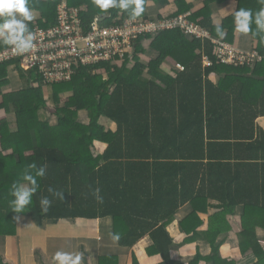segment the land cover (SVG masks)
Segmentation results:
<instances>
[{"label":"trees","instance_id":"1","mask_svg":"<svg viewBox=\"0 0 264 264\" xmlns=\"http://www.w3.org/2000/svg\"><path fill=\"white\" fill-rule=\"evenodd\" d=\"M236 1L253 13L264 7L259 0ZM148 2L175 11L152 19ZM216 3L205 0V8L194 12L187 0H144L137 20L178 21L187 16L214 38L234 45L239 34L234 16L221 25L223 38L215 32L211 7ZM63 4L79 11L85 31L93 26L122 29L130 21L120 9L101 11L94 0H29L40 16L30 23L31 30L58 24ZM255 29L253 24L248 35L262 60L254 67L220 63L211 39L180 27L138 34L123 57L80 66L71 79L60 82L45 83L44 76L20 58L0 62V236H16L17 215L39 228L66 220L111 218L121 247L131 249L151 236L154 247L149 253L161 255V264H184L172 257L178 244L168 228L191 205L193 214L181 223L188 234H196L204 224L201 213L213 208L223 213L213 219V254L199 253L190 264H238L222 256L225 241L217 244L216 238L229 232L227 213L244 206L241 252L252 253L256 264H264L258 234L264 229V130L258 125L264 117V32ZM119 40L123 44V38ZM9 48L0 42V53ZM150 52L159 57L144 63L142 56ZM206 57L214 62L212 67L205 66ZM166 62L178 67L177 80L163 73ZM147 68L153 80L144 83L140 75ZM11 71L19 76L20 90L8 89ZM213 75L221 79L216 83ZM82 111L88 123L79 121ZM101 117L117 130L102 126ZM96 142L107 145L104 153L97 154ZM32 163L46 165V176L37 178L40 187L32 205L17 214L9 203L11 186ZM89 186L101 189L102 204L91 196ZM49 187L63 191L64 199L54 200L45 214L39 200ZM113 261L105 257L100 264ZM133 264H140L135 255Z\"/></svg>","mask_w":264,"mask_h":264},{"label":"crops","instance_id":"2","mask_svg":"<svg viewBox=\"0 0 264 264\" xmlns=\"http://www.w3.org/2000/svg\"><path fill=\"white\" fill-rule=\"evenodd\" d=\"M187 2L194 6L193 11H199L205 8V0H187ZM147 9V13L150 16H153L150 13L151 10L153 14L156 13V10H159L152 2H148ZM211 9L213 19L222 25L226 19L235 16L236 11L240 7L236 0H227L223 5L218 3L213 4ZM174 11L172 8L161 9L162 14L166 16L174 13ZM162 14L160 17L163 16ZM33 16V20H36L39 14L33 12ZM237 35L234 46L241 51L251 52L254 50L255 44L251 35L241 33ZM157 56L159 57L158 53L154 54L150 52L147 56H142V59L144 63H148L150 58ZM162 70L172 80L178 79V67L176 65L166 62ZM129 71L138 72L137 70H132V68ZM9 77L11 81L10 87L20 82L16 71H11ZM104 78L106 80L107 76H104ZM212 79L217 83L221 77L220 75H213ZM140 80L144 83L152 82L153 76L149 74L148 68L140 75ZM157 81L160 83L159 80ZM84 119L82 121L83 123L89 122L88 117ZM99 121L107 129L112 131L117 130V125L109 121L106 117H101ZM258 125L264 130V117L258 120ZM95 148L97 154H102L106 150L107 145L96 142ZM219 201H214V204H218ZM244 210V206H239L232 213H227L226 218L230 226L229 232L216 238V243L225 241L221 249L222 256L225 259L236 260L239 264H254V262L256 264L257 260H255L252 253L244 255L243 257H248V260L243 261H240L242 256L238 255V252L241 251L240 234L242 231L241 224L243 223L245 214ZM193 211L194 209L191 205L184 207L178 214L176 221L168 228L170 235L178 244V248L172 257L184 264L193 262L199 253L204 257H209L213 254V219L223 213L222 209L216 208L211 209L208 214L201 213V222L204 224L200 226L196 234H188L182 228L181 223L190 217ZM223 226L224 228L228 227V225ZM112 233L114 232L111 218L95 221L84 219L74 221L66 220L60 221L57 224L47 223L43 228H39L24 217L19 221L16 236H0V264H54L53 256L60 250L83 253V264H100V259L105 257L116 259V263L113 261V263L108 262L106 264H131L133 255L138 258L140 264H161L164 262V258L161 255L149 253L154 247V241L151 236H147L133 248L129 249L121 247L119 242H114L110 236ZM258 234L261 242L264 244V229H258ZM203 264L210 263L205 262Z\"/></svg>","mask_w":264,"mask_h":264},{"label":"built area","instance_id":"3","mask_svg":"<svg viewBox=\"0 0 264 264\" xmlns=\"http://www.w3.org/2000/svg\"><path fill=\"white\" fill-rule=\"evenodd\" d=\"M59 23L47 29L35 27L36 47L29 53L20 55L12 48L0 53V62L15 58L22 59L30 68H36L44 76L45 83L69 80L80 66L111 61L123 57L131 38L145 32H157L166 29L183 28L190 35L208 38L217 46V55L224 65L254 67L262 57L258 51H241L236 46L214 38L210 32L182 16L174 21H129L122 29H100L93 26L85 31L77 9L69 10L66 4L58 9ZM123 38V44L119 43ZM214 62L205 58V66L212 67Z\"/></svg>","mask_w":264,"mask_h":264},{"label":"clouds","instance_id":"4","mask_svg":"<svg viewBox=\"0 0 264 264\" xmlns=\"http://www.w3.org/2000/svg\"><path fill=\"white\" fill-rule=\"evenodd\" d=\"M264 5V0H259ZM95 5L103 12L109 9H120L124 11L130 21H135L144 12V0H94ZM33 11L29 6V0H0V42L11 46L12 50L20 55L31 52L35 47L36 34L29 27L33 21ZM217 36L223 38L225 31L216 21H213ZM255 24V32H264V7L253 13L251 9L240 8L234 16V30L247 35L252 32ZM47 166L30 164L17 181L11 186L10 207L12 212L25 213L33 203V197L40 187L37 178L46 176ZM48 195L41 196L39 200L42 213H48L52 203L56 199H64V192L55 188H48ZM89 193L97 203H103L101 189L89 186ZM20 221L19 215L14 217ZM114 242L121 237L119 233L110 234ZM84 256L81 252L57 251L53 256L54 264H83ZM203 264V262H201Z\"/></svg>","mask_w":264,"mask_h":264},{"label":"rangeland","instance_id":"5","mask_svg":"<svg viewBox=\"0 0 264 264\" xmlns=\"http://www.w3.org/2000/svg\"><path fill=\"white\" fill-rule=\"evenodd\" d=\"M161 12V10L159 9V10H156V13H154L153 14V11L151 10L150 11V13L153 15V16H151L152 17V19H159V17H160V15L162 14V12ZM163 15V14H162ZM40 16H37L36 17V20H38V19H40L39 18ZM149 44H146V47L148 46ZM10 80V79H9ZM21 83L19 82L17 85H14V86H11L10 88H8V89H11V91H17V90H20V89H18V88H21ZM1 92H2V90H1ZM45 98H47V99H49L50 98V94H45ZM2 102V98L0 97V103ZM52 106V105H51ZM81 114H80V116H79V121H83V120H85L84 118H86V117H88L87 115V112H85V111H82V112H80ZM43 114H46L47 115V113L46 112H43ZM53 121H52V123L53 124H55L56 123V119H54V117H53V119H52ZM207 219V218H206ZM211 252V251H210ZM212 253H213V250H212ZM242 252L240 251V252H238V255H241L242 256V259L240 260V261H243V260H248V257H243L244 255L243 254H241ZM238 263V262H237ZM131 264H133V260L131 261ZM239 264V263H238ZM254 264H255V262H254Z\"/></svg>","mask_w":264,"mask_h":264}]
</instances>
